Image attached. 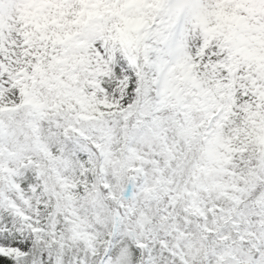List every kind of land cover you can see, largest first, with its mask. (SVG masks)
Returning <instances> with one entry per match:
<instances>
[{
    "label": "snow or ice",
    "instance_id": "1",
    "mask_svg": "<svg viewBox=\"0 0 264 264\" xmlns=\"http://www.w3.org/2000/svg\"><path fill=\"white\" fill-rule=\"evenodd\" d=\"M0 264H264V0H0Z\"/></svg>",
    "mask_w": 264,
    "mask_h": 264
}]
</instances>
